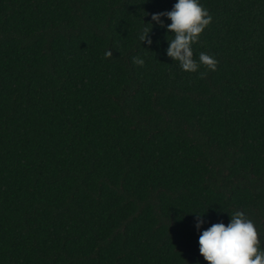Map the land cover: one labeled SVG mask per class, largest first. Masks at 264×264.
I'll list each match as a JSON object with an SVG mask.
<instances>
[{
	"label": "trees",
	"instance_id": "1",
	"mask_svg": "<svg viewBox=\"0 0 264 264\" xmlns=\"http://www.w3.org/2000/svg\"><path fill=\"white\" fill-rule=\"evenodd\" d=\"M176 3L0 0V264H206L193 214L264 244V0H200L195 74L140 40Z\"/></svg>",
	"mask_w": 264,
	"mask_h": 264
},
{
	"label": "clouds",
	"instance_id": "2",
	"mask_svg": "<svg viewBox=\"0 0 264 264\" xmlns=\"http://www.w3.org/2000/svg\"><path fill=\"white\" fill-rule=\"evenodd\" d=\"M165 20L171 21V24L165 23ZM151 21L153 23H147L152 26L151 31H145L140 36L142 44H153L150 34L154 25H158L168 33L167 57L178 62L181 71L195 74L200 71L201 66L209 72L217 70L218 62L207 54L201 53L198 62L194 60L193 45L199 43L201 35L213 22L209 12L201 6L200 0H177L172 11L152 15ZM169 34L174 39L170 40ZM134 63L144 66L142 59H136ZM193 215L197 220L195 227L201 233L199 253L206 264H264V244L257 227L244 213L230 215L227 225L221 222L207 230H204L206 214Z\"/></svg>",
	"mask_w": 264,
	"mask_h": 264
}]
</instances>
